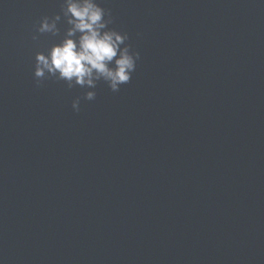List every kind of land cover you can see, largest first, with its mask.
I'll return each instance as SVG.
<instances>
[{
  "label": "water",
  "instance_id": "water-1",
  "mask_svg": "<svg viewBox=\"0 0 264 264\" xmlns=\"http://www.w3.org/2000/svg\"><path fill=\"white\" fill-rule=\"evenodd\" d=\"M97 2L117 92L37 84L63 0H0V264H264V0Z\"/></svg>",
  "mask_w": 264,
  "mask_h": 264
},
{
  "label": "clouds",
  "instance_id": "clouds-1",
  "mask_svg": "<svg viewBox=\"0 0 264 264\" xmlns=\"http://www.w3.org/2000/svg\"><path fill=\"white\" fill-rule=\"evenodd\" d=\"M62 13V14H61ZM61 13L45 16L39 21L36 32L60 34L58 26L63 20L67 27L59 43L46 52L35 55L34 76L37 84L45 78L65 81L69 88L80 86L95 89L98 81H105L113 92L132 79L140 52L126 44L129 36L109 25L113 23L111 12L97 0H63ZM107 17V18H106ZM33 35V40L38 39ZM96 92L89 90L84 99L92 101ZM81 99L77 97L72 107L80 111Z\"/></svg>",
  "mask_w": 264,
  "mask_h": 264
}]
</instances>
